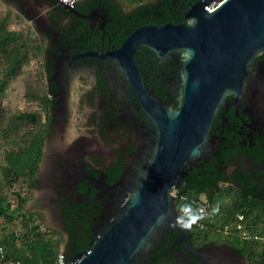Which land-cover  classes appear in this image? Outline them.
<instances>
[{"label": "flooded vegetation", "instance_id": "af4514ba", "mask_svg": "<svg viewBox=\"0 0 264 264\" xmlns=\"http://www.w3.org/2000/svg\"><path fill=\"white\" fill-rule=\"evenodd\" d=\"M186 1L193 0L137 14L139 5L124 0H77L73 6L62 0H0L31 25L42 51L46 95L38 132L43 146L27 207L60 249L89 247L94 226L112 202L109 188L125 172L137 173L134 156L147 147L153 129L118 50L137 27L183 22ZM181 58L159 56L145 46L132 54L146 87L166 102H177L180 94ZM253 67V80L262 82L264 52ZM254 91L226 96L212 124L211 154L190 167L185 178L197 174L236 194L264 185V89ZM175 229L177 236L170 241V232L161 248L179 239ZM196 238L188 241L200 248L198 255L178 242L176 257H162L163 264H203L201 257L206 264H251L226 240Z\"/></svg>", "mask_w": 264, "mask_h": 264}, {"label": "water", "instance_id": "95a60500", "mask_svg": "<svg viewBox=\"0 0 264 264\" xmlns=\"http://www.w3.org/2000/svg\"><path fill=\"white\" fill-rule=\"evenodd\" d=\"M138 46L159 56L182 57L177 102L160 100L146 87L132 61ZM118 52L125 56L153 129L147 147L134 156L139 170L125 172L109 188L112 202L94 226L89 247L70 264H147L174 228L180 237L166 244L170 256L176 257L173 245L178 242L198 255L174 192L188 169L211 154L212 124L226 96L264 89V80H253V63L264 52V0H193L183 22L137 27Z\"/></svg>", "mask_w": 264, "mask_h": 264}, {"label": "trees", "instance_id": "16d2710c", "mask_svg": "<svg viewBox=\"0 0 264 264\" xmlns=\"http://www.w3.org/2000/svg\"><path fill=\"white\" fill-rule=\"evenodd\" d=\"M129 2L139 5L136 13L145 12L146 10H154L160 6H167L176 0H154L152 2H142V0H128ZM184 3L180 15L188 10L189 2ZM146 21L153 22L154 17ZM35 120V117H34ZM38 129L31 130L26 133L25 143L17 149L7 150L4 156V167L2 169V178L0 179V244L6 250V256L16 259L20 264H57L58 254L61 250L57 243L53 241V237L49 236L46 231L42 229L40 219L38 216L28 212L27 202L30 198V188L33 185L34 176L38 164L42 156L43 138ZM23 180L25 182L26 190L23 193H15L17 198L11 202L6 194L5 188H10L16 185L17 182ZM29 194V197H28ZM201 194H206L211 201L212 212L208 216V227L203 230H197L196 224L192 221L191 216L183 217L185 224L191 232L188 236L190 242L197 240V235L203 234L204 239L211 240H226L236 250L247 256L251 264H264V242L257 240L245 239L242 233L236 229L237 223H243L244 227L251 231H258L264 236V227H262V214H264V185L249 186L240 194H236L233 188H226L221 190L218 185L213 182H208L206 177L201 178L195 174L191 178H184L178 188V195L187 198L185 204L187 208H192L193 200L200 197ZM231 198L230 207L226 213L221 215L220 224L214 220L219 217L220 212L223 211L222 202ZM244 214V219L240 220L238 215ZM21 217L27 232H22V237H25L26 242L23 241L18 244L20 238L14 232H6V227L14 224L17 218ZM26 219V220H25ZM34 220L35 224H30ZM38 220L40 221L38 223ZM37 222V223H36ZM10 225L11 227H13ZM219 225V226H218ZM225 225L232 227L229 234H225L222 228ZM15 229V228H13ZM196 230V232L194 231ZM173 234L170 239L173 240L177 236L178 230L172 229ZM193 231L195 233H193ZM212 233H217L213 235ZM220 234L224 237H220ZM170 233H167V237ZM164 244V240L162 242ZM159 245L152 256L154 260L149 259L147 264H163L162 257H168L169 252L166 247L161 248ZM79 248V247H77ZM80 249H65L63 252L67 260H73ZM170 259V258H169Z\"/></svg>", "mask_w": 264, "mask_h": 264}, {"label": "rangeland", "instance_id": "374dc122", "mask_svg": "<svg viewBox=\"0 0 264 264\" xmlns=\"http://www.w3.org/2000/svg\"><path fill=\"white\" fill-rule=\"evenodd\" d=\"M152 1L154 0H142ZM124 2L135 5L128 0ZM44 85L42 51L31 25L20 14L0 4V179L5 152L24 144L26 133L38 129L41 125L44 112L42 103L46 95ZM25 188V182L20 180L15 186L5 188L4 194L13 202L17 198L15 193H23ZM230 202L231 198L222 202L223 211L217 220H214L217 224H220L221 215L226 213ZM261 217L264 227V214ZM33 221L31 220L30 224H35ZM40 224L44 229L42 222ZM10 225L6 227L8 229L6 232L14 230L27 232L20 216L13 227ZM212 234L217 238V233ZM223 235L220 234V237H224ZM23 241L26 242L25 237L20 238L18 244ZM61 251L64 250L61 249L59 252Z\"/></svg>", "mask_w": 264, "mask_h": 264}, {"label": "built area", "instance_id": "2783aa9c", "mask_svg": "<svg viewBox=\"0 0 264 264\" xmlns=\"http://www.w3.org/2000/svg\"><path fill=\"white\" fill-rule=\"evenodd\" d=\"M64 3L69 6H73L77 0H62ZM217 3H213L212 7H214ZM176 205L179 210L180 218L184 221L183 217L186 218L191 216L192 221L196 224L197 230L203 231L208 227V216L212 212L211 201L209 200L206 194H201L200 197L196 200H193L192 208H187L185 202L187 198L185 196L178 195V190L174 192ZM240 220L244 219V214L238 215ZM232 227L230 225H225L222 228V231L225 234H229L231 232ZM236 229L239 230L245 239L257 240L260 242H264V236L260 234L258 231H251L244 227L243 223L239 222L236 225ZM18 237H21L22 234L20 231H16ZM72 260H67L63 251L58 254L57 264H70ZM0 264H20V262L16 259L9 258L6 256V250L4 246L0 244Z\"/></svg>", "mask_w": 264, "mask_h": 264}, {"label": "clouds", "instance_id": "9594fccd", "mask_svg": "<svg viewBox=\"0 0 264 264\" xmlns=\"http://www.w3.org/2000/svg\"><path fill=\"white\" fill-rule=\"evenodd\" d=\"M184 226H186V227H190V225H188V224H185Z\"/></svg>", "mask_w": 264, "mask_h": 264}]
</instances>
